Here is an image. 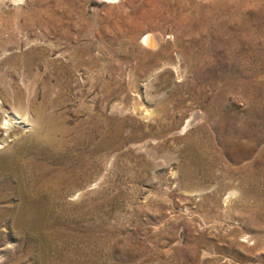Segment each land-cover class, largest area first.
Here are the masks:
<instances>
[{
    "label": "rangeland",
    "instance_id": "rangeland-1",
    "mask_svg": "<svg viewBox=\"0 0 264 264\" xmlns=\"http://www.w3.org/2000/svg\"><path fill=\"white\" fill-rule=\"evenodd\" d=\"M0 94L95 143L107 127L62 230L92 264H264V0H0ZM25 250L3 236L0 264H35Z\"/></svg>",
    "mask_w": 264,
    "mask_h": 264
},
{
    "label": "bare ground",
    "instance_id": "bare-ground-1",
    "mask_svg": "<svg viewBox=\"0 0 264 264\" xmlns=\"http://www.w3.org/2000/svg\"><path fill=\"white\" fill-rule=\"evenodd\" d=\"M153 34L144 36L143 41L147 46H156ZM0 100L1 132H8L11 136V130L18 126L25 129L31 126L28 134L19 133L11 145L5 144L6 148L0 154V202H5L0 207V227L5 226L3 230H9L5 234L1 230L0 239L3 236L14 237L24 242L26 255L32 256L35 264H92L89 239L81 240L83 244L80 247L79 241L68 238L62 230L67 223L77 219L74 217H81L80 212L73 217L69 211L71 208L73 212L84 209L78 202L72 207L67 197L78 200L93 183L89 180L92 164L85 157L81 144L84 140L90 141L92 145L88 151L107 147V127L93 125L100 136L95 143L90 133L83 132L79 127L67 126L52 111L44 113L41 103L32 102L27 112L21 108L18 94H0ZM46 103L51 109L58 104L50 100ZM5 140L4 135L0 134V143ZM205 153L206 148H195L190 158L194 167L203 169L206 164L209 165L210 162L204 160ZM194 167H184L183 175L190 179ZM12 195L16 196L15 201L11 200ZM252 211L254 217L257 210ZM3 217L6 223H3ZM250 224L262 230L256 219L253 218Z\"/></svg>",
    "mask_w": 264,
    "mask_h": 264
}]
</instances>
